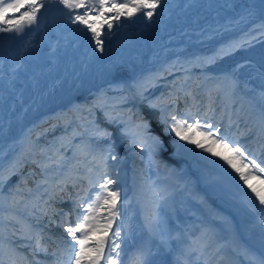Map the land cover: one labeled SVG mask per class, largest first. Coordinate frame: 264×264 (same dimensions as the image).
<instances>
[{
	"label": "rangeland",
	"instance_id": "obj_1",
	"mask_svg": "<svg viewBox=\"0 0 264 264\" xmlns=\"http://www.w3.org/2000/svg\"><path fill=\"white\" fill-rule=\"evenodd\" d=\"M254 20L257 19L255 18ZM250 27L251 25L249 22L241 21L233 28L226 29L224 31L225 33L221 34L219 37L217 35L212 37L210 40H202L197 43V46L200 50L205 51L209 49L212 44L216 43V41L219 42L220 37L222 39H230L231 36L242 34ZM263 46L264 38L260 39L259 37L254 39L250 46L245 45L242 50L236 52L232 56L226 57L222 61H218L215 65L203 69L194 65L190 67L191 71L195 74L196 81L200 82L199 86L194 84L192 85L193 90H195L194 86H196L197 90L201 91L204 87L203 83H201V77L206 74L207 70L212 72V75H209V77L214 78L212 79L214 82V90L211 89V95L213 96L212 100H214L213 98L216 96V101L214 100L212 105L216 108H214L213 112H209L207 117H205V114L199 116V114H197V110L191 112L189 110H183L181 114H178L177 107L169 108L168 106H161L160 104L165 102L174 104L175 101V103H178L176 100L171 101L173 100L171 96L166 98L169 99L167 101L161 95L158 97V94H161L162 92L166 93V91L163 90L160 92L156 90L153 96L146 99V92L162 85L163 83L161 84V82L164 81L166 83L170 82V84L176 86L177 89H180V93L182 95L183 82L181 79L179 77L176 78L177 75H175L172 76L173 79L171 77L169 78V81L167 80L168 76L170 75L182 73L181 70L178 69L180 68L179 63L174 64L176 66L169 65L162 69V71L156 72L154 77L150 80L151 83H148L146 88L143 90L142 95H133L129 92L121 93L117 88H115L120 96L125 97L124 99L119 100L118 105L122 106V104H132L135 106L136 110L139 111V109H141L140 111L144 114L141 116L151 119V132L153 131V133L160 131L156 123V117L158 115L175 113L178 117L188 119L190 123L193 122L194 118L200 119L201 123H203L205 119H210L214 127L216 125L220 126L221 135H228L227 137L229 140L240 144L247 150L246 155H248L249 159H252L253 157L256 158V156H249V154H251V148H253L252 145L250 148H248V146L244 145L243 143L241 144L242 140H240V137L245 133L240 132L238 129L235 130L234 127H236L237 119H239V117H241L244 113L246 114L250 111L249 108L252 104L250 96L253 97L256 102L259 101L261 105H264V97L261 96V92H264V83H261L258 80L259 74L257 75L250 73V70L254 69L253 61L259 63L260 65L262 58H264V49H262ZM189 49L190 48L188 46H184L178 51L179 53H184L187 56V54L190 52ZM250 52H252L254 58L248 55ZM234 62L235 65L237 63L245 64V67L242 68L239 73H237L240 84L238 92L235 95L231 94L227 85L223 86L220 92H217L215 90V78L219 77L222 73L229 71L230 67H227L226 65L232 64ZM151 67L156 69L157 64L151 65ZM253 77H255V83L252 82ZM102 92L101 94L95 92L90 95L91 97L96 95H104L107 99L109 95H107V93L102 94ZM146 101L155 103L158 105V107L155 110L150 109L149 104ZM90 102L93 103L92 100H90ZM197 103H201V101H196L195 104ZM209 103L210 101L206 102V109H208ZM88 106L89 105L87 104L84 106H79L75 112L68 113L69 115L65 117L64 124L66 122L69 123L72 118H75L83 112H88ZM116 106L117 104H106L105 106L98 108V110L89 111L93 117L90 116L91 118L89 117L88 120L92 119L95 124L90 125L88 130H90L92 133L97 125L101 127V124L104 126L105 123H107L110 124L112 128H117L120 131L122 128H126L130 135L125 138L131 144L133 138L140 140L141 137H138L135 133L134 124L136 123L133 122L134 117H130L129 114H127V116L126 112L115 111L117 110ZM112 107H115L114 110H111ZM90 108H94L93 104H91ZM222 108L224 110H222ZM129 111L130 113L132 112L131 109ZM106 114L117 119L119 126L117 127V123L116 125L109 123L105 119ZM229 114L235 115V120H231L232 122L230 121L228 123L222 124V122H220L221 118L224 116V118L227 119ZM216 117H218L219 120H217ZM251 118L252 114L248 116L249 120H252ZM96 120H98L97 123ZM58 124L59 122L56 121L52 124L45 125L43 128H37L32 134L30 144L25 151L26 153L19 162V167L17 169H12L13 171L11 170L10 172H6L4 174L5 176L3 175L0 177V193L6 196L8 202L12 204V206H15L20 210V214L21 211H23L26 217H29L36 222H42V228L45 226L48 227L47 224L52 227H56L59 223L63 224L65 221L70 224H74L77 221L78 217H75L74 222L72 219L65 220V218L59 214L61 213V209L65 210L66 213L69 214V217L73 215L70 211V208H75L78 210V213L82 212V209L76 206V202L78 200L72 198L71 195H68L67 197L57 195L55 193V189H52L51 186H48L47 181H43V177L46 179H51L50 168L58 173H61L63 170L61 168L62 164L66 160L70 159L73 164V169L76 173L75 176L80 178L83 172L86 170L85 165L83 164L84 161H81V159L78 158V156H80L79 153L81 148H86L85 145L87 143L89 145L90 143L102 145L100 140H96L94 137H92V135H85L82 139L76 138L75 141L71 142L69 146L67 141H63V149L55 148L52 144L46 142L48 148L45 149V143H43L44 139L41 138V136L52 129H56ZM84 124L85 123H82L81 126L78 127L80 129H85ZM74 127L77 126L74 125ZM104 129L107 128L105 127ZM258 129L259 124H253L252 122L250 131L255 132ZM108 131L112 133V137L114 138L115 130L111 129ZM194 138L198 142L204 143L206 147L211 145L210 141L206 142L205 138L199 134H194ZM111 141L114 144H117L114 139H111ZM176 142L178 144H182L185 149H195V145H189L185 141H179L178 138H176ZM41 143L42 146L40 147ZM102 143L105 147L109 146V142L107 141L102 140ZM118 146L121 148L120 145ZM135 147L137 148L135 150V158L137 159H135L136 164L135 162H131L128 154L122 147L121 149L124 152H122V150L118 151L114 148L116 154L118 155V159L116 161L108 160L109 167H107L109 176L117 181V184L113 185V187H118L121 189V204L123 205V208L121 211L120 220H117V225H120L122 228L121 236L123 242L121 243L120 249V259L122 264H127L129 258L133 257L134 254L141 249L146 250L149 253L147 256V264H181L183 259H187L188 264H208L207 260L210 258L213 260L214 264H226L229 262L232 264H254L252 257H255L257 260L264 259V230H262V227L264 226H261L259 223V219L264 216L263 211H261L264 209V205L259 203L256 193H254L248 185L244 184L243 181L239 180V173H237L234 169L229 167L223 160L220 159V156L231 158L233 155L232 153L219 145H215L213 146V151L217 152L219 154L218 156H212L211 154L204 153L200 149H195L194 152H184L175 148L169 149V152L173 153L172 155L165 153L163 156H160L159 154H152L150 152L147 142L142 145L143 151L141 150V147ZM95 149L96 148L93 147V150ZM260 149L264 150L263 147H260L259 150ZM102 152L105 155L107 154V152L97 150V156H99V154ZM86 155L87 154H82L81 156L82 158H86L85 162L91 169L90 173H93L95 169L92 168L93 164L90 162V159H87ZM65 156L67 158H65ZM202 157H207V159H202ZM3 158L5 157L2 156V159ZM256 160L258 164L264 167V164H262L261 160H258L257 158ZM29 161L32 163V167L30 165L24 166V164L28 163ZM209 161H215V163H209ZM38 163H43L48 166L45 172H37L34 170V166L40 167ZM234 163H236L237 167H239L241 172H243L245 175H248L250 170L255 171L252 169L251 165H249L248 168L243 167V163H247V160L243 162L234 161ZM97 164L98 163H96L95 166H97ZM219 165H223V167H220ZM99 168L100 167H98V169ZM186 171H191L193 177L186 176ZM97 175L100 176L99 172H97ZM151 175H154L157 180L152 182L153 179L150 178ZM201 175L204 176L203 180L201 179ZM23 176L28 177L32 183L35 181L34 183L36 184L34 186H30L29 184L20 183V180ZM32 176H38V178L33 180ZM131 178L133 180H131ZM101 179L102 178H100V180ZM261 179H264V175H262L260 179H250L249 184L254 187L257 192L264 194V184L260 182ZM208 186H212L213 188V193L211 192L210 195L203 193V191L205 192L207 190ZM93 190V188L87 189V195L82 200L85 202V206L88 200L94 199L96 194L94 195ZM157 191L166 197H168L173 191H176L177 193H185L190 195L191 199L195 200L196 202H203L207 208H209L207 215H204L206 216V220L200 219L199 222L193 220L191 223L182 226V228L179 229L181 231L172 229V226L170 225L178 216L171 214L170 208L168 209L170 212L169 214L164 216V213H161L167 212L166 209L168 208V205H164L161 201H159V207H156L157 198L155 193ZM78 192H82V190H79ZM99 192L100 190L97 192V194ZM223 195L226 196L231 201V203L223 202ZM137 197L141 199V202L142 199L144 200L146 204L144 209L147 210V214L144 215L139 212L137 206H139L140 202ZM13 198L15 201H18V203L14 204ZM65 200L69 201V204L67 203L69 207H66L67 204H62ZM45 201H47V204H45ZM185 203L181 206L185 205ZM34 204L37 205L38 208L43 207L45 210H47V214L43 216L39 210H35V215H32L31 213L34 211ZM45 205L47 206V209L45 208ZM227 206L237 210V213L241 211V221H245V223L252 228L248 236L243 229L238 230V228H236L237 219L231 211L226 212L225 214L222 213V210ZM154 210L159 214V225L154 231H150L146 224V217H148ZM187 214H193V216L196 217V215H194L195 212L191 213V211H188ZM98 215H100V213H98ZM20 221V224H16L14 223L15 221L9 220V213L0 212V229L6 235L9 233V223L23 225V221L21 219ZM145 227L147 229H145ZM158 229L161 232L160 234L157 232ZM41 231L42 233L46 232L45 229H42ZM148 231L154 234L156 239H153ZM202 233H204V235H201ZM240 233L242 234V238L240 237ZM65 234L58 236V233H56L55 236H58L57 238H53L51 235L44 236V238L48 239V242L58 239L59 244L53 242V244L56 246L52 247V249H48L46 247L47 245H44L42 240L41 243H43V245L48 249V254H45L42 251H36L35 253L41 252V254H38V257H40L38 260L39 262L44 264V261L47 260L49 264H58V262H60V264H69V257L65 249V244L62 240L65 238L69 240L70 238L67 237V233ZM164 235H167L168 237H165ZM176 236H178V240L174 245V247H176L174 249L172 242L170 241L169 243L168 240L171 238L176 239ZM245 236L246 239H244ZM219 237L221 239L218 240ZM192 240H198L197 244L195 245L198 250L197 252L188 256L184 252V249L191 243ZM239 242H241V248L238 246ZM177 244H180V246ZM215 244L216 247L214 248V252L210 255L208 249ZM254 247L256 249L261 248V252L257 251L253 253L252 249ZM52 252H57V255H51Z\"/></svg>",
	"mask_w": 264,
	"mask_h": 264
},
{
	"label": "bare ground",
	"instance_id": "obj_2",
	"mask_svg": "<svg viewBox=\"0 0 264 264\" xmlns=\"http://www.w3.org/2000/svg\"><path fill=\"white\" fill-rule=\"evenodd\" d=\"M70 14L66 8L53 10L39 16L38 26L25 27L23 34L20 35L14 32L8 33L0 41V177L19 167L33 132L47 125L52 114L56 113L64 117L68 113L75 112L79 106L89 103L91 107V104L95 102V96L91 97L90 94L95 92L101 94L103 91L102 94L109 95L107 100L119 102L121 96L115 88L123 81L114 79L115 75L122 76L128 84L135 81L149 82L156 72L179 63L178 69L182 72L181 78L185 90V96L182 97L184 103L186 104L189 99L190 102L201 101L200 111H205V104L209 102L208 93L211 92L214 83L208 79L212 72L206 71L202 77L205 82L204 89L196 90L193 94L192 85L196 78L191 71L190 67L193 64L190 61L199 56L211 55L219 47L244 36L245 32L233 35L230 39L220 37L219 42L216 41L205 51L200 50L197 43L210 40L217 35L219 37L223 30L233 28L242 19L249 20L253 15L264 20V0H162L161 5L154 12L153 20L144 17L142 13L127 20L121 17L119 22L112 21L114 27L110 34L105 25L101 36L104 40L103 53L95 50V42L90 39L91 33L85 34L79 31L81 28L79 24L71 23L68 18ZM108 15L112 14L108 13ZM184 46L190 48L187 56L178 51ZM154 64H157L156 69L151 67ZM113 68H119V73L114 74ZM254 79H252L253 83H255ZM250 99L252 101L250 111L237 119L234 128L245 133L240 137L241 144L248 148L252 145L250 153L264 164V150H259L264 143L260 128L255 132L250 131L252 122L258 125L261 104L251 96ZM118 106H124L125 109L132 108L137 115L141 113V109L139 111L133 109L134 105L133 107L126 104ZM90 107H87V110L91 109ZM250 114H252V120L248 119ZM141 115L144 114L141 113ZM234 118L235 115L229 114L227 119L223 116L220 122L225 124L235 120ZM216 119L219 120L218 117ZM114 140L123 147L131 162L136 164L135 150L137 148L118 130H115ZM85 150L81 149L80 152L85 153ZM2 156L5 158L2 159ZM81 161H84V164L86 158ZM44 167L45 164H42L41 169ZM61 168L63 169L61 173L50 171L52 180L48 181V185L52 189L67 181L70 183V188H73L77 181L79 183L75 186L80 187V182H85L86 176H92L86 170L83 172L86 173L85 178H77L70 160H66ZM201 179H204L203 175ZM67 191L70 195L71 190ZM212 191V186H208L203 193L210 195ZM78 194L81 193L78 192ZM68 202L65 200L62 204L65 205ZM7 207H9L7 198L0 193V209ZM230 211L237 219L236 228L243 229L248 236L252 228L245 221H241V211L237 213V210L227 206L222 213ZM60 212V215L65 214L63 209ZM104 214L100 212V215ZM24 220V225L9 223L8 235L0 229V259H4L5 264H12V261H15V264H42L38 261L40 258L38 254L41 252L35 253L29 246H34L35 236L41 237L43 234V237L51 235L54 238L56 233L58 236L65 234L60 226L62 223L56 227L47 224L48 227L42 228V222L33 221L29 217H24ZM114 225H117V221ZM21 228L25 235L32 236L33 239H21L19 233L16 236L12 234L14 230ZM42 229L46 232L42 233ZM240 237L242 238V234ZM43 239L48 242V239ZM57 240L51 242H57ZM68 241L70 242L71 238ZM238 246L241 248V242ZM10 247L15 248V252L11 255ZM215 247L216 244L208 249L210 255ZM257 251L261 252V248L252 249L253 253ZM131 259L132 257L129 261ZM207 261L208 264H214L211 258ZM44 264L49 263L45 260Z\"/></svg>",
	"mask_w": 264,
	"mask_h": 264
},
{
	"label": "snow or ice",
	"instance_id": "obj_3",
	"mask_svg": "<svg viewBox=\"0 0 264 264\" xmlns=\"http://www.w3.org/2000/svg\"><path fill=\"white\" fill-rule=\"evenodd\" d=\"M162 0H0V33H12L17 35L23 34L25 27H31L33 25L38 26L40 17L38 13L41 9L47 11V5L52 3H58L63 5L64 8L68 9L71 13L69 15V20L72 24H79L81 28L79 31L85 34L91 33L90 39L95 42V50L103 53L104 51V40L101 39L102 29L105 25L107 26L108 33L110 34L114 25L112 21L119 22L121 17L127 19H132L138 13H142L144 17L149 20L153 18L155 10L161 5ZM21 9H23L21 11ZM150 9V10H146ZM79 10V11H78ZM11 11L13 15L6 16L5 14ZM19 15H15V13ZM111 13L112 15H108ZM15 22V23H14ZM264 28V25L261 26ZM250 41H244L243 43L238 41H233L227 43L213 52L209 56H199L193 61H190L196 67L206 68L215 65L218 61L225 59L226 57L234 55L236 52L242 50L245 45L250 46ZM245 64L237 63L229 71L222 73L219 77L215 78L216 81V91L220 92L223 86L227 85L231 94L235 95L239 90V78L237 73L240 72ZM119 68H113L112 72L119 73ZM259 75L264 78V58H262L259 68L256 69ZM114 79L123 81V83L117 85V89L123 92H129L133 95H142L143 90L146 88L149 82L145 81H135L132 84H128L122 76L115 75ZM209 80L214 79L213 77H208ZM209 96V106L207 112H205V117L208 116L209 112H213L212 107V95L211 92L208 93ZM261 96L264 97V92H261ZM125 97L121 96V99ZM107 104V99L104 95L98 96L97 100L93 103L94 108H100ZM158 107L155 103H150L149 108L155 110ZM91 111V109H89ZM105 119L109 123L116 124L118 121L106 114ZM156 123L160 129L159 132H151L152 121L148 117L139 116L138 122L135 124V133L137 136L141 137L140 140L135 138L132 139V144L137 147H141L147 142L149 150L152 154H159L163 156L165 153L172 155L169 152L170 148L180 149L184 152H194L195 149H200L204 153L211 154L212 156H218L219 154L213 151V146L219 145L224 149H227L232 153V157L228 158L225 156H220V159L225 162L229 167L234 169L239 173V180L243 181L244 184L248 185L251 190L256 193L259 203L264 205V194L257 192V190L249 184L250 179H260L264 175V167L257 163L255 157L252 159L248 158L246 155L247 150L240 144L229 140L226 135H221V128L219 125L214 127L210 119H205L201 123L200 119H193V122H189L188 119L183 117H178L175 113L158 115L156 117ZM258 124L260 128L261 138L264 139V105L259 106V116ZM194 134H199L205 138V141H210V146H205L204 143L198 142L194 138ZM92 137L96 140H104L109 142L107 148V154L103 152L99 154L98 158L93 156V160H99L97 167L102 168L99 175L102 177L101 180L93 184V187H98L100 192L95 195L93 200L77 201L76 206L82 209L77 221L74 224H70L65 221L61 227L63 231L67 233V237L71 238L69 242L67 238L64 239V244L66 245L67 254L69 257V264H122L121 262V243L122 241V228L120 225H113L117 220H120L121 211L123 205L121 204V189L118 187H113L117 184V181L112 179L108 172V160L116 161L118 155L114 149V143L111 141L112 133L107 129H102L98 125L95 127L91 133ZM121 135L127 137L130 135L126 128L121 129ZM169 138V139H166ZM176 138L179 141H185L189 145H195V149H185L182 144L176 142ZM261 147H264L262 143ZM202 159H207V157H202ZM243 167L248 168L249 165L252 166L248 175L241 172V169L237 167L234 161H245ZM209 163H215V161H209ZM223 167V165H219ZM91 171V169L89 170ZM260 182L264 184V179ZM91 184L92 182L89 181ZM157 198L156 207H159V201L166 200V196L162 195L159 191L155 193ZM13 203H18L13 198ZM47 204V201H45ZM34 211L31 213L35 215V210H39L42 215H46L47 212L43 207L38 208L37 205H33ZM261 211H264L262 209ZM104 212V215H98V213ZM159 214L154 210L148 217H146V224L150 231H154L159 225ZM9 220L15 221L16 224H20L21 221L18 217L9 213ZM261 226H264V216L259 219ZM30 227V226H29ZM264 230V227H262ZM19 233V238L32 240L33 237L25 235L23 233V228L14 230L13 235L16 236ZM201 235H204L202 233ZM93 237H96L93 239ZM35 244L33 247V252L42 251L48 254V249L41 243V237L39 235L35 236ZM198 240H192L191 243L185 247L184 252L186 255L190 256L197 252L195 245ZM59 247V246H58ZM15 252L14 247H10L9 254ZM51 255L56 256L57 252H52ZM149 253L146 250H138L129 264H147V256ZM254 264H264V259L257 260L252 257ZM0 264H5L4 259H0ZM15 264V261H12ZM60 264V262H58ZM181 264H188L187 259H183Z\"/></svg>",
	"mask_w": 264,
	"mask_h": 264
},
{
	"label": "trees",
	"instance_id": "obj_4",
	"mask_svg": "<svg viewBox=\"0 0 264 264\" xmlns=\"http://www.w3.org/2000/svg\"><path fill=\"white\" fill-rule=\"evenodd\" d=\"M262 49H264V46L262 47ZM262 49H261V51H262ZM251 51H253V50H251ZM248 55H250L251 57L254 58V55L252 54V52H250ZM220 61H222V60H220ZM234 65H235V62L232 64H228L226 66L227 67L229 66L231 69L234 67ZM253 66H254V69L250 70V73L258 75L259 73L256 71V69L259 68V63L253 61ZM258 80L261 83H264V78H262L260 75H258ZM161 84L162 85L157 86L156 88H153V89H150L149 91H147L146 92L147 95L145 96L146 99L148 97L150 98L155 90L161 89V88L162 89L166 88L169 85L165 81L161 82ZM150 103L151 102H148V104H150ZM160 105H164V103L160 104ZM90 113L91 112L85 111L82 114L76 116L75 118H72L69 123L66 122L63 125H58L56 127V129H52V130L48 131L47 133L43 134L41 136V138L44 139V142L43 141L42 142L45 143V149L48 148V146L46 145V142H49L55 148L63 149L64 148L63 141H67L68 144H70L76 138H84L85 135L91 136V132H90V130H88V127L90 125H94L95 122L92 121V119L88 120L90 115H91ZM80 118H82V119H80ZM82 123H85L84 124L85 129H80L78 127V126H81ZM74 125L77 127H74ZM100 142L102 145H96V144L90 143L89 146L91 148L95 147L96 148L95 150L106 149L104 147V144L102 143V140H100ZM41 146H42V143H41L40 147ZM186 176L193 177V174L190 171H187ZM97 192H98V188H96V190L93 191L94 195L97 194ZM181 200H184L186 202L185 205L181 206L183 204L181 202ZM222 201L227 202V203H231V201L224 195L222 196ZM142 202H143V204H145L144 200H142ZM162 203L164 205H168V208L166 209L168 214L170 213L168 210L170 208L171 214L177 215L179 218L184 219L186 222L191 220V216L189 214H187L188 211L195 212L196 216L197 215H200V216L204 215L205 212L207 213L209 211L203 202H196L187 196H183V194H181V193H176V194L170 195L169 197L166 198V200H163ZM196 219H197V217H196Z\"/></svg>",
	"mask_w": 264,
	"mask_h": 264
},
{
	"label": "water",
	"instance_id": "obj_5",
	"mask_svg": "<svg viewBox=\"0 0 264 264\" xmlns=\"http://www.w3.org/2000/svg\"><path fill=\"white\" fill-rule=\"evenodd\" d=\"M257 19V20H254V19ZM242 21H247L250 23L251 27L249 29H246L244 32H245V35L244 36H241L239 37L236 41L238 42H241L243 43L244 41H251L252 39H256L258 37H262L264 36V28H261L260 26L264 25V20H261V18L257 15H254L253 17H251L249 20L248 18H245L244 20L242 19ZM226 30V29H225ZM224 32V30L222 31ZM230 37V36H229ZM227 37V38H229ZM97 97L98 95H96L94 97L95 100H97ZM111 102V101H110ZM91 104V103H90ZM89 105V103H88ZM90 107V105L88 106ZM55 112V111H54ZM69 114H67L66 116H68ZM62 117L60 116L59 114H52L49 118L48 121H47V125L48 124H52L56 121H58L59 123H63L65 121V117ZM53 120V121H52ZM108 130H111L113 129L111 126H108L107 124L104 125ZM37 133V132H36ZM36 135V134H35ZM94 183H91L90 186H92Z\"/></svg>",
	"mask_w": 264,
	"mask_h": 264
}]
</instances>
